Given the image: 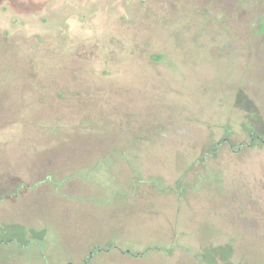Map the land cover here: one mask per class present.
I'll return each mask as SVG.
<instances>
[{
  "label": "rangeland",
  "instance_id": "obj_1",
  "mask_svg": "<svg viewBox=\"0 0 264 264\" xmlns=\"http://www.w3.org/2000/svg\"><path fill=\"white\" fill-rule=\"evenodd\" d=\"M2 32L0 264H264L135 216L233 182L264 211V0H0Z\"/></svg>",
  "mask_w": 264,
  "mask_h": 264
},
{
  "label": "flooded vegetation",
  "instance_id": "obj_2",
  "mask_svg": "<svg viewBox=\"0 0 264 264\" xmlns=\"http://www.w3.org/2000/svg\"><path fill=\"white\" fill-rule=\"evenodd\" d=\"M254 138H258L261 143H264V135L261 137L257 135L255 137L251 136L249 142H239L236 150H239L241 145L251 147ZM222 141L228 142L229 140L224 137ZM219 144V142L212 143V145H214L213 148L217 150L216 148L219 147ZM231 146L232 144H230V147ZM59 156L60 155H58L57 158H59ZM57 158L55 161L59 160ZM78 158L79 155L70 156L69 160L72 161V163L76 162V164L85 160L81 157L79 161ZM65 160L64 158L63 161ZM217 172L219 173L220 170H217ZM220 176L223 177L222 175ZM220 187L221 190L217 191L216 186H211V188L209 186L208 189H210L207 191L202 201L201 196L197 193L200 191L196 189V186H192L189 194L190 200L187 203L183 201L180 186H176L175 188L177 189L173 191L175 194V201L168 203L164 198L163 200L169 206L173 207L176 219L177 216L180 215L182 208L186 211L189 210L191 215L190 221L196 228L200 224L204 225L202 227H204L203 230H205V232H199V235L206 238V241L209 242L207 246L210 247L211 251L216 253L219 251L227 255L237 251L252 255L254 252L263 250L264 218L261 216L264 215V211L260 206L259 192L256 193V189L250 190L241 185H236L235 182L227 186L221 185ZM161 198L162 197L158 199ZM140 208L143 210L146 209V211L139 210L138 213L135 211V216L154 212L148 209L150 207L147 202H143V206ZM215 241H219V243L215 244ZM95 247L97 248L96 250L101 249L98 245H95ZM104 250H108V248ZM92 253L93 250H89L88 255L91 256ZM85 261L86 259L84 258L79 264H84ZM67 264H69V262Z\"/></svg>",
  "mask_w": 264,
  "mask_h": 264
},
{
  "label": "crops",
  "instance_id": "obj_3",
  "mask_svg": "<svg viewBox=\"0 0 264 264\" xmlns=\"http://www.w3.org/2000/svg\"><path fill=\"white\" fill-rule=\"evenodd\" d=\"M96 140V139H95ZM97 142V141H96ZM88 143V142H87ZM150 188H153V187H150ZM154 189V188H153ZM159 200V199H158ZM158 203H157V206L158 207H160V209H162V212H159V209H156V212L155 213H148V214H145L144 216H142V215H140V217L142 218V219H145V220H147V221H151L153 224H154V226L156 225L157 227L158 226H160L161 225V222H163L162 224L163 225H165V222L166 223H170V221H174V223L176 224V225H180V224H182L183 223V225H188V228H190V229H188V230H190L191 232V234H186V233H179L178 235L177 234H172V236H170L168 239V241H171V242H173V241H176V240H179V239H181V237H184V236H187V237H189V238H184L183 240H194V241H199V240H201V241H205V242H207L206 241V238H204L203 236H201V235H199V232L201 233V232H205V230H203L204 229V227H202V226H204V225H202V224H200L198 227H199V229H198V227L196 228V226L195 225H193L192 223H191V219H190V217H191V215H190V213H188L190 216L189 217H186V218H184V219H181V216H177V219H176V215H175V213L173 214L174 215V217L173 218H171L172 217V215H170L171 213H169L168 211H169V209L168 208H170L171 206H169L168 205V208H167V206L165 205V206H163L162 207V204H160L159 203V201H157ZM156 203V202H155ZM187 206V205H186ZM185 206V207H186ZM165 208H167V209H165ZM165 210V211H164ZM168 215V216H167ZM167 216V217H166ZM161 218H163V219H161ZM159 219H161V222L159 221ZM171 219V220H170ZM168 220H169V222H168ZM184 220V221H183ZM166 229H168V228H166ZM167 231V230H166ZM166 231L165 232H163V234L165 235V239H166V237H167V235H168V232L166 233ZM171 232V231H170ZM169 232V233H170ZM152 233V232H151ZM150 233V235H151V237H152V235H153V233L151 234ZM162 232H160V234H161ZM162 235V234H161ZM164 237V236H163ZM191 237V238H190ZM153 239H155L154 237H153ZM199 247H200V245H199ZM155 252L157 253V254H162V256L161 257H163V259H165V257L167 258L168 256H172V254H174L175 253V245H173V244H171L170 246H169V248L167 249V250H162V249H160V248H157L156 247V249H155ZM186 253H188L189 255H188V260H186V259H183V258H181V260L179 259L178 260V264H200L198 261H197V255L195 254V253H191V251H186ZM175 256L176 257H181V255L179 254V252H177V254H175ZM162 258H160V261H162L161 260ZM190 259V260H189ZM169 260V262H170V260H171V258H169L168 259ZM164 261H166V260H164ZM227 261V260H226ZM172 263H174V260H172Z\"/></svg>",
  "mask_w": 264,
  "mask_h": 264
},
{
  "label": "trees",
  "instance_id": "obj_4",
  "mask_svg": "<svg viewBox=\"0 0 264 264\" xmlns=\"http://www.w3.org/2000/svg\"><path fill=\"white\" fill-rule=\"evenodd\" d=\"M12 39L6 32L0 33V47L4 48L6 50H10V49L15 48V45H13V43H12V41H13ZM0 85H2V86L6 85V82L3 79H0ZM0 89H2L1 86H0ZM0 93L3 94V92L1 90H0ZM8 94H9V97L12 96L10 93H7V94L0 96V120L4 119L5 116L12 118L13 117L12 114H14V113H10L9 111L11 109L6 106V102H9L8 100H6V97H8ZM62 96L63 95L60 92L56 93V98H62ZM2 97H5V99L3 100Z\"/></svg>",
  "mask_w": 264,
  "mask_h": 264
}]
</instances>
